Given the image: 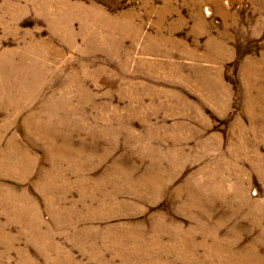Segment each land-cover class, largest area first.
<instances>
[{
  "label": "rangeland",
  "instance_id": "1",
  "mask_svg": "<svg viewBox=\"0 0 264 264\" xmlns=\"http://www.w3.org/2000/svg\"><path fill=\"white\" fill-rule=\"evenodd\" d=\"M0 87V264H264V0H0Z\"/></svg>",
  "mask_w": 264,
  "mask_h": 264
},
{
  "label": "bare ground",
  "instance_id": "2",
  "mask_svg": "<svg viewBox=\"0 0 264 264\" xmlns=\"http://www.w3.org/2000/svg\"><path fill=\"white\" fill-rule=\"evenodd\" d=\"M198 3V2H197ZM201 3V2H200ZM219 9V8H218ZM165 11V10H164ZM223 12V11H222ZM60 13V12H59ZM69 16V15H68ZM161 17V16H160ZM67 19V18H66ZM71 21V20H70ZM68 25V24H67ZM202 25V24H201ZM139 34V33H138ZM26 58L25 57H21L20 58V60H25ZM23 63V62H22ZM27 63V62H26ZM30 69H31V67L29 66V68H25L23 65H18L16 68H13V70L11 71V73H13L17 78V85L16 86H18L17 88H15L14 90H12V91H10L9 92V90L7 89V88H3L2 90H5L7 93L9 92V94H14L17 98L16 99H22V100H29L30 99V97L32 96V95H30V93L32 92L30 89L32 88V86H34V85H32V82H31V76L30 75H36V73H34V68L33 69H31V72H30ZM7 75V74H6ZM11 75V74H10ZM9 75V76H10ZM3 76V75H2ZM5 76V75H4ZM11 77H13V76H11ZM40 79V78H39ZM37 80V79H36ZM3 81V83H4V79L2 80ZM32 81H33V79H32ZM14 82V81H13ZM10 83V82H9ZM12 83V82H11ZM16 83V82H15ZM39 83V82H38ZM38 85H40V84H38ZM14 85L12 84V87H13ZM10 87V86H9ZM1 88V87H0ZM27 91V92H26ZM5 92V93H6ZM3 93V92H2ZM0 94H1V92H0ZM27 94H28V97H29V99H28V97H27ZM3 95V94H2ZM1 96V95H0ZM6 97V96H5ZM8 97V96H7ZM3 98H4V95H3ZM2 99V98H1ZM8 99V98H7ZM6 99V100H7ZM15 99V98H14ZM10 101V100H9ZM15 101V100H14ZM3 102V101H2ZM11 102V101H10ZM13 103V102H12ZM22 103V102H21ZM2 104V103H1ZM24 104V103H23ZM22 104V105H23ZM7 106V105H6ZM12 106V105H11ZM16 106V105H15ZM17 107H18V105H17ZM12 108V107H11ZM17 109V108H16ZM59 110V109H58ZM72 110V109H71ZM33 118V117H32ZM30 120H31V118H30ZM39 120V119H38ZM27 121V120H26ZM52 124V123H51ZM57 133V132H56ZM55 135V134H54ZM52 146H54V145H52ZM54 147H56V146H54ZM11 157V156H10ZM8 158V157H7ZM12 158V157H11ZM9 159V158H8ZM9 161H10V159H9ZM9 161H7V162H9ZM18 162V161H17ZM17 162H15V163H17ZM9 165H10V163H9ZM13 166V165H12ZM154 179V178H153ZM156 180V179H155ZM141 181V180H140ZM150 181H152V179L150 180ZM163 183V182H162ZM155 185V184H154ZM163 187V186H162Z\"/></svg>",
  "mask_w": 264,
  "mask_h": 264
}]
</instances>
